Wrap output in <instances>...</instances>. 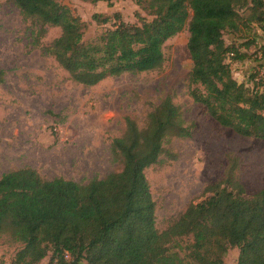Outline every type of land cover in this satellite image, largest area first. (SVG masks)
Wrapping results in <instances>:
<instances>
[{"label":"trees","instance_id":"1","mask_svg":"<svg viewBox=\"0 0 264 264\" xmlns=\"http://www.w3.org/2000/svg\"><path fill=\"white\" fill-rule=\"evenodd\" d=\"M11 1L35 26L34 44L45 26L60 28L43 52L85 86L160 68L164 43L186 28L192 100L219 126L264 141V83L248 87L232 76L226 59L243 55L223 39L226 30L264 28V0H133L150 19L120 21L90 42L83 40L87 23L58 0ZM91 18L99 24L110 20L98 13ZM257 53L264 65V46ZM4 75L0 69V83ZM191 135L180 107L165 96L141 124L124 118V130L110 143L119 169L102 178L49 180L31 167L2 173L0 236L21 244L12 263L38 264L49 254L47 264H224V255L235 247V264H264V189L246 195L233 153L226 154L222 178L204 188L208 197L189 203L163 230L156 227L145 170L175 160L167 145ZM189 236L191 242L182 246ZM183 249L188 251L180 255Z\"/></svg>","mask_w":264,"mask_h":264},{"label":"rangeland","instance_id":"2","mask_svg":"<svg viewBox=\"0 0 264 264\" xmlns=\"http://www.w3.org/2000/svg\"><path fill=\"white\" fill-rule=\"evenodd\" d=\"M58 1L87 23L85 42L120 21L133 24L138 17L150 19L133 0ZM94 13L110 20L96 23L91 18ZM34 28L11 0H0V69L5 73L0 83V175L31 167L49 180L62 177L86 183L102 178L119 169L110 143L124 130V118L130 116L141 124L147 111L170 96L192 135L172 138L167 145L176 153L175 160L145 170L159 230L189 203L210 195L204 188L222 178L227 153L238 159L237 176L246 195L264 189V141L219 126L188 93L192 62L186 28L164 43L160 68L107 77L93 86L72 81L54 57L43 52L60 35L59 27L45 26L37 44L32 42ZM223 39L243 55L239 60L226 59L232 76L248 87L260 80L264 83V65L257 53L264 46V28L252 24L240 32L226 30ZM190 242L191 236L180 241L182 246ZM20 247L9 235H1L0 264H13ZM187 251L181 250L180 255ZM237 256L238 249L230 248L224 264H235ZM49 257L38 264H47Z\"/></svg>","mask_w":264,"mask_h":264},{"label":"built area","instance_id":"3","mask_svg":"<svg viewBox=\"0 0 264 264\" xmlns=\"http://www.w3.org/2000/svg\"><path fill=\"white\" fill-rule=\"evenodd\" d=\"M64 257L66 260H70V255L68 253H65Z\"/></svg>","mask_w":264,"mask_h":264}]
</instances>
